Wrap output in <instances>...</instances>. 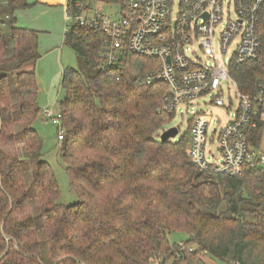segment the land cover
I'll list each match as a JSON object with an SVG mask.
<instances>
[{"label": "trees", "instance_id": "trees-1", "mask_svg": "<svg viewBox=\"0 0 264 264\" xmlns=\"http://www.w3.org/2000/svg\"><path fill=\"white\" fill-rule=\"evenodd\" d=\"M77 3L90 5L68 0L67 12L79 15ZM31 7L29 0H0V264H205L200 254L264 264V178L196 170L186 154L190 129L178 140L156 139L173 120L158 113L165 86L147 83L157 61L126 53L117 71H101L106 35L75 22L64 45L78 65L63 71L59 113L62 158L78 202H59L58 180L34 128L41 114L39 32L17 25V12ZM259 32V59L232 72L243 94L264 91V6ZM173 233L187 235L182 248L170 243Z\"/></svg>", "mask_w": 264, "mask_h": 264}, {"label": "built area", "instance_id": "built-area-1", "mask_svg": "<svg viewBox=\"0 0 264 264\" xmlns=\"http://www.w3.org/2000/svg\"><path fill=\"white\" fill-rule=\"evenodd\" d=\"M263 6L264 0H122L116 17L77 3L82 12L74 16L69 11L67 18L106 35L109 50L101 71H117L126 53L157 61L147 83L165 86L158 102L164 119L189 112L198 100L228 116L219 131H210L211 118L201 110L194 113L186 153L192 167L229 176L256 172L264 178V91L243 94L232 75L234 68L259 59ZM215 44L221 55L231 50L230 58L225 64L203 63L199 53L218 60ZM43 115L60 128L63 141L61 114L47 109ZM215 141L217 156L211 150Z\"/></svg>", "mask_w": 264, "mask_h": 264}, {"label": "rangeland", "instance_id": "rangeland-1", "mask_svg": "<svg viewBox=\"0 0 264 264\" xmlns=\"http://www.w3.org/2000/svg\"><path fill=\"white\" fill-rule=\"evenodd\" d=\"M67 1L68 0H53V3H50L46 0H35L36 4L33 7L23 11V14L18 19V24L23 28L34 29L39 32L40 58L37 60L34 69L38 79V103L41 108V114L34 124V128L42 137V153L45 160L51 165L58 180L60 188L59 202L64 205H74L78 202V198L70 187V178L65 171V163L62 158V148L64 144L63 141H60L58 138V135L61 133L60 128H58L56 124L46 121L43 115V111L47 109L52 111L55 115L59 113L61 103L65 99V90L62 86L63 71L67 68H76L78 65L75 52L64 45V34L67 26L70 24L67 18ZM88 3L92 5L95 10L101 9L105 16L116 17L121 11L122 0H88ZM4 29L5 39L9 40V25ZM193 50L195 52L198 51L197 44L193 45ZM215 50L218 57L217 61L207 59L199 53L202 62H208L209 65L225 64L226 58H230L231 56V50H229L226 56L221 55L217 44H215ZM194 104L193 108H189V112L183 115L179 112L155 138L160 140L163 132L171 128H177L179 135L175 140H178L188 131L194 113L199 110L205 112L213 121L210 125V131L214 129L219 131L228 121V116L224 114L221 109L214 108L209 104L205 105L204 101L199 100ZM233 107H236L235 100ZM20 127L19 125L16 127L17 133L19 134H21ZM217 145V141H215L211 146V150L216 156ZM19 152L21 157L25 156V148L20 139ZM26 180L28 182L29 193L32 197L34 185L31 183L30 179H28V173ZM31 201L36 223H38L39 220L41 222L38 203L36 200L33 201L32 198ZM43 235H39L43 238V240L40 238L42 257L44 262L48 263L51 261L50 253L46 237L45 235L43 237ZM187 238V235L184 233H173L169 235V241L172 245L185 242ZM199 256L203 259L205 264H226L209 255L206 257V255L200 254Z\"/></svg>", "mask_w": 264, "mask_h": 264}, {"label": "water", "instance_id": "water-1", "mask_svg": "<svg viewBox=\"0 0 264 264\" xmlns=\"http://www.w3.org/2000/svg\"><path fill=\"white\" fill-rule=\"evenodd\" d=\"M179 135V131L177 128H171L165 132L162 133L160 137L161 142H167L170 140H175Z\"/></svg>", "mask_w": 264, "mask_h": 264}, {"label": "crops", "instance_id": "crops-1", "mask_svg": "<svg viewBox=\"0 0 264 264\" xmlns=\"http://www.w3.org/2000/svg\"><path fill=\"white\" fill-rule=\"evenodd\" d=\"M47 2H50V3H53V0H46ZM37 2V1H36ZM36 2H35V0H29V3L30 4H32V7L36 4ZM34 3V4H33ZM30 9V8H29ZM25 11V10H24ZM23 14V11H19V12H17V25L19 26V27H22V26H20L19 24H18V19L20 18V16ZM23 28V27H22ZM24 28H26V27H24ZM26 29H29V28H26ZM32 30H34V29H32ZM36 31V30H35Z\"/></svg>", "mask_w": 264, "mask_h": 264}]
</instances>
